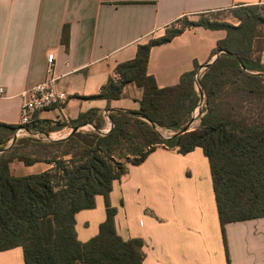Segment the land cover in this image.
Masks as SVG:
<instances>
[{
  "label": "trees",
  "instance_id": "16d2710c",
  "mask_svg": "<svg viewBox=\"0 0 264 264\" xmlns=\"http://www.w3.org/2000/svg\"><path fill=\"white\" fill-rule=\"evenodd\" d=\"M258 6L264 5L230 8L239 25L184 18L180 27L173 24L163 36L139 44L132 60L115 67L118 78L110 77L95 95L118 99L130 82L142 89L138 110L109 112L112 126L106 133L99 131L97 109L79 114L71 121L72 131L57 140L44 134L60 129L59 123L33 121L26 134L16 136L19 125L0 122V251L20 246L24 264H143V241L123 240L116 233L115 208L108 197L113 182L130 165L163 146L182 154L202 149L227 254L225 224L264 217V17L255 14ZM259 24L262 30L256 31ZM189 25L226 31L213 51L218 55L198 80L194 76L200 66L195 64L177 84L159 88L147 74L150 47L169 41ZM62 40L67 43L66 27ZM255 40L260 41L252 50ZM201 95L198 126L176 134L190 120ZM84 124L93 129L78 130ZM155 126L176 132L161 136ZM13 160L52 167L15 176L9 170ZM96 195L103 196L105 220L95 236L80 242L74 215L93 208Z\"/></svg>",
  "mask_w": 264,
  "mask_h": 264
},
{
  "label": "crops",
  "instance_id": "0c3cea01",
  "mask_svg": "<svg viewBox=\"0 0 264 264\" xmlns=\"http://www.w3.org/2000/svg\"><path fill=\"white\" fill-rule=\"evenodd\" d=\"M251 4L264 5V0H0V122L19 123L22 92L45 77L46 56L52 52L58 89L67 99L62 106L37 111L33 121L62 124L48 133L57 140L72 131L71 121L79 114L97 109L99 131L106 133L112 126L109 112L138 110L142 89L130 82L118 99L95 95L110 77L118 78L115 67L132 60L139 44L163 36L173 24L180 27L184 18ZM225 35L224 29L189 25L150 47L147 74L159 88L175 85L195 64L202 68L210 62ZM91 129V124L78 128ZM51 167L9 163L15 176ZM108 198L116 233L123 240L143 241V264H227V257L229 264H264V217L225 224L226 254L209 163L200 147L185 154L156 147L113 182ZM105 217L103 196L96 195L93 208L74 215L77 239L95 236ZM0 264H24L22 248L0 251Z\"/></svg>",
  "mask_w": 264,
  "mask_h": 264
},
{
  "label": "built area",
  "instance_id": "2783aa9c",
  "mask_svg": "<svg viewBox=\"0 0 264 264\" xmlns=\"http://www.w3.org/2000/svg\"><path fill=\"white\" fill-rule=\"evenodd\" d=\"M46 61L47 66L45 77L22 92V103L19 109V123L17 124L19 127L15 132L16 136H19L21 133H27L26 126L33 121L34 115L37 111L54 105L62 106L66 102L67 94L58 89L59 75L56 72V64L52 52L47 53ZM201 73L202 69L199 68L195 73V80L199 79ZM202 107L203 96L201 95L198 106L192 112L189 126H192L194 122L199 120L197 117L202 116ZM197 124L198 122L195 125Z\"/></svg>",
  "mask_w": 264,
  "mask_h": 264
},
{
  "label": "rangeland",
  "instance_id": "374dc122",
  "mask_svg": "<svg viewBox=\"0 0 264 264\" xmlns=\"http://www.w3.org/2000/svg\"><path fill=\"white\" fill-rule=\"evenodd\" d=\"M255 14L261 15L262 17H264V6H258ZM194 19L207 20V21H211V22H225V23H230V24H233V25H239L240 24L239 19L234 16L233 9L217 10V11H213V12L207 13L206 16H204V17L203 16H201L199 18L198 17H193L192 19L189 18L187 20L190 21V20H194ZM181 22H183V21H181ZM256 29H257L256 31H258V30L261 31L262 30V25L261 24L257 25ZM259 41L260 40H255V42H253L252 50L253 49H257ZM200 117H197V118H199V120L197 121L198 123L200 121ZM197 122H194V124L192 126H189V127H192V128H188L187 131L195 129L198 126V124L195 125ZM155 128H156V130L159 132V134L161 136H166V137H168V136H170V135H172L173 133L176 132V131H173L171 129L162 128L160 126H155ZM23 134L24 133H21L19 136H21ZM261 231L264 233V228H262ZM253 262H254V260H253Z\"/></svg>",
  "mask_w": 264,
  "mask_h": 264
},
{
  "label": "water",
  "instance_id": "95a60500",
  "mask_svg": "<svg viewBox=\"0 0 264 264\" xmlns=\"http://www.w3.org/2000/svg\"><path fill=\"white\" fill-rule=\"evenodd\" d=\"M218 54H216L215 56H214V58H212L211 60H210V62H207L206 64H204V65H202V68L201 69H203V68H205L207 65H209L210 63H212L213 62V60L216 58V56H217ZM190 120L183 126V127H181L177 132H176V134H182L183 132H185V131H187L188 130V128H189V124H190ZM28 132V131H27ZM45 136H47L48 137V134H44ZM166 137V136H165ZM169 137V136H168Z\"/></svg>",
  "mask_w": 264,
  "mask_h": 264
}]
</instances>
